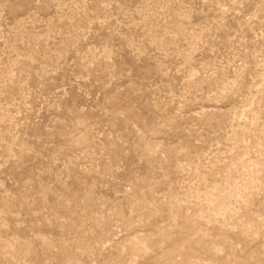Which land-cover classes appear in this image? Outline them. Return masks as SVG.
Masks as SVG:
<instances>
[{"label":"rangeland","instance_id":"1","mask_svg":"<svg viewBox=\"0 0 264 264\" xmlns=\"http://www.w3.org/2000/svg\"><path fill=\"white\" fill-rule=\"evenodd\" d=\"M0 264H264V0H0Z\"/></svg>","mask_w":264,"mask_h":264}]
</instances>
